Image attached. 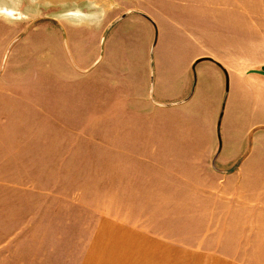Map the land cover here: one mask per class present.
Wrapping results in <instances>:
<instances>
[{"label": "rangeland", "instance_id": "obj_1", "mask_svg": "<svg viewBox=\"0 0 264 264\" xmlns=\"http://www.w3.org/2000/svg\"><path fill=\"white\" fill-rule=\"evenodd\" d=\"M198 57L262 75L226 82L220 157L264 163V0H0V264H214L234 169L190 153L218 139Z\"/></svg>", "mask_w": 264, "mask_h": 264}, {"label": "crops", "instance_id": "obj_2", "mask_svg": "<svg viewBox=\"0 0 264 264\" xmlns=\"http://www.w3.org/2000/svg\"><path fill=\"white\" fill-rule=\"evenodd\" d=\"M220 1L221 4L228 2V0H220ZM221 9L223 10L221 14L225 16L222 18V20H224L223 22L230 23L229 25H231L233 23L232 22L233 19L231 16L233 13H236V11L233 10L232 12L231 10H227L229 9V6L221 7ZM221 26L222 25H220L219 27ZM158 38H159V32H158ZM235 49L236 48L231 47L229 54L238 53L237 49L236 50ZM218 57L221 58L222 56L218 55ZM198 58H195V60ZM216 60L219 61L218 59ZM219 62L226 68L228 77L226 76L222 68L219 69L218 67H216L214 69L219 82V95L216 98L215 111H213V116H214L213 120L214 121L217 120V122L219 120L222 109L224 110L223 114H225L227 99L229 96V93H226L227 81L231 80L233 77H237L242 79L244 85L248 86L249 88H251V86H249L250 83L252 84L263 83L262 75L258 73H248L249 71L248 68H247L248 70L241 69L235 71L233 70V64L228 62H226L227 64L221 61ZM199 63L196 65V77L193 76L194 77L193 92L192 95L187 100V102H189L192 99L196 91L197 81H198L197 66L199 65ZM191 82L192 81L190 79V76L187 74L185 79H182L183 88L189 89ZM244 87L238 86L236 88V92L237 93L241 92L244 95ZM151 89L154 97V93H155L154 71H152ZM252 94L254 99L253 90H252ZM163 101L164 100L159 99L157 102L163 104L165 103ZM258 126L264 127V123L253 122L252 124H250V127L248 128V132L250 134L248 135L252 136V134L255 131H257ZM217 137L219 140L218 139L212 140L211 144L208 147L204 145L201 146L200 148V145H197V148H194L193 151L190 152L193 153L195 151L196 153H200L199 151H201L204 154L205 153L215 154L216 163L218 164L219 169L222 170L234 169V172L230 174L231 176L229 179L230 192L228 195L231 198V207H230L231 221H230V226L228 227L229 236L224 239V242L223 241H221L220 243H218V241L215 242V249L216 250L219 249V252L215 254V258L213 262L214 264H264V163L259 164L248 161L249 154L245 153L244 150H241V148L236 149V151H234L235 149H233L226 156L220 157L222 152V148L220 146L221 135L219 137L218 132H217ZM181 146L182 147L180 148L179 151L180 154L190 151L191 147H189L187 143H184ZM233 151L234 154H232ZM175 152L178 151L175 150Z\"/></svg>", "mask_w": 264, "mask_h": 264}, {"label": "water", "instance_id": "obj_3", "mask_svg": "<svg viewBox=\"0 0 264 264\" xmlns=\"http://www.w3.org/2000/svg\"><path fill=\"white\" fill-rule=\"evenodd\" d=\"M157 29V28H156ZM157 37H158V32L156 30V36H155V42L157 41ZM157 43V42H156ZM203 60H211L212 62L216 63L220 68L223 69V71L225 72L226 76L228 77V73H227V70L226 68L219 62V61H216L215 59H213L212 57H203V58H198L194 61L193 65H192V69L194 71V76L196 77V65L203 61ZM228 80V78H227ZM151 96L153 97V92H151ZM157 103V102H156ZM223 109L221 111V114H220V117H219V120H218V125H217V130H218V135L220 137V128H221V120H222V117H223ZM220 146H221V141H220ZM215 160H216V157H214Z\"/></svg>", "mask_w": 264, "mask_h": 264}]
</instances>
